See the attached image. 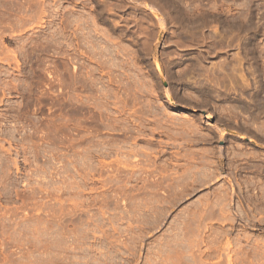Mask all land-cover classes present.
<instances>
[{
	"label": "rangeland",
	"instance_id": "obj_1",
	"mask_svg": "<svg viewBox=\"0 0 264 264\" xmlns=\"http://www.w3.org/2000/svg\"><path fill=\"white\" fill-rule=\"evenodd\" d=\"M0 264H264V0H0Z\"/></svg>",
	"mask_w": 264,
	"mask_h": 264
}]
</instances>
